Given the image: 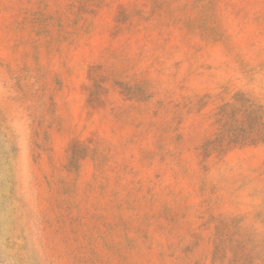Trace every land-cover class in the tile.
Returning a JSON list of instances; mask_svg holds the SVG:
<instances>
[{"label":"rangeland","instance_id":"374dc122","mask_svg":"<svg viewBox=\"0 0 264 264\" xmlns=\"http://www.w3.org/2000/svg\"><path fill=\"white\" fill-rule=\"evenodd\" d=\"M0 264H264V0H0Z\"/></svg>","mask_w":264,"mask_h":264}]
</instances>
